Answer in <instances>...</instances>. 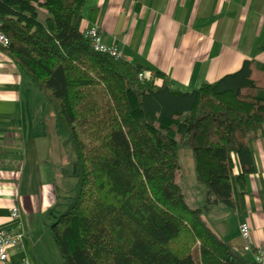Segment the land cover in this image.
I'll use <instances>...</instances> for the list:
<instances>
[{
    "label": "trees",
    "instance_id": "trees-1",
    "mask_svg": "<svg viewBox=\"0 0 264 264\" xmlns=\"http://www.w3.org/2000/svg\"><path fill=\"white\" fill-rule=\"evenodd\" d=\"M83 2L0 0V50L49 102L74 154L72 194L49 224L63 264H261L202 211L243 192L248 139L264 121V64L244 59L214 81L173 89L162 71L138 77L142 64L93 49ZM177 144L192 152L202 206L174 180Z\"/></svg>",
    "mask_w": 264,
    "mask_h": 264
},
{
    "label": "crops",
    "instance_id": "crops-1",
    "mask_svg": "<svg viewBox=\"0 0 264 264\" xmlns=\"http://www.w3.org/2000/svg\"><path fill=\"white\" fill-rule=\"evenodd\" d=\"M81 17L82 27L96 26L104 43L145 66V76L162 71L173 89L214 81L244 59L264 64V0H84ZM247 144L251 170L243 174V192L232 205L212 204L202 216L251 258L264 247V121ZM73 156L49 102L0 50V227L21 233L20 244L8 248L10 262L63 264L49 224L72 194ZM203 200L198 195L189 205ZM243 221L249 249L238 230Z\"/></svg>",
    "mask_w": 264,
    "mask_h": 264
},
{
    "label": "built area",
    "instance_id": "built-area-1",
    "mask_svg": "<svg viewBox=\"0 0 264 264\" xmlns=\"http://www.w3.org/2000/svg\"><path fill=\"white\" fill-rule=\"evenodd\" d=\"M83 35L89 38V42L93 49L97 51L106 52L114 58L122 57L119 51L113 46L103 42L100 30L96 26H90L83 29ZM8 38L0 29V44H7ZM144 71L138 72V77H142ZM11 216L16 217L17 211L15 207L11 208ZM239 234L244 239L243 247L249 249L248 243L249 228L247 222L243 221L238 225ZM21 242V233L10 228L0 227V264H14L9 261L8 248L10 246H18ZM255 262L264 264V247H256L251 256ZM20 264H27L24 258Z\"/></svg>",
    "mask_w": 264,
    "mask_h": 264
},
{
    "label": "rangeland",
    "instance_id": "rangeland-1",
    "mask_svg": "<svg viewBox=\"0 0 264 264\" xmlns=\"http://www.w3.org/2000/svg\"><path fill=\"white\" fill-rule=\"evenodd\" d=\"M47 15L46 11L42 7H38L37 11V18L39 20H42ZM62 131V130H61ZM176 157L178 160V168L174 171V180L175 182L181 187L182 191L185 194V199L188 204H193V200L195 198H198V195H201L204 199V192L205 187L203 184L198 182L195 178V172H194V159L192 152L189 147L181 144L176 145ZM200 186L204 187L202 191L200 190ZM66 203L68 202V199H66ZM203 204V202H201ZM212 207V206H211ZM204 211V209H203ZM202 211V213H204ZM218 215V210L214 211L212 210L213 214ZM218 222V221H217ZM214 228H216V231L218 232V227H215V223H213ZM217 234V233H216Z\"/></svg>",
    "mask_w": 264,
    "mask_h": 264
}]
</instances>
